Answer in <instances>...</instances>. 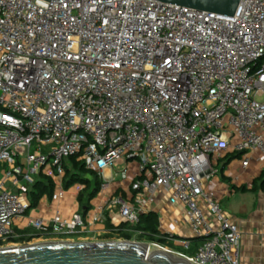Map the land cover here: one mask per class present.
<instances>
[{
    "label": "built area",
    "instance_id": "1",
    "mask_svg": "<svg viewBox=\"0 0 264 264\" xmlns=\"http://www.w3.org/2000/svg\"><path fill=\"white\" fill-rule=\"evenodd\" d=\"M229 149L244 168L264 158V0H241L234 16L162 0H0V248L34 243L14 222L41 175L60 200L77 156L101 192L116 187L92 211L32 217L45 241L108 221L104 239L138 237L165 194L203 241L192 254L152 245L191 264H242L240 227L205 188Z\"/></svg>",
    "mask_w": 264,
    "mask_h": 264
},
{
    "label": "crops",
    "instance_id": "2",
    "mask_svg": "<svg viewBox=\"0 0 264 264\" xmlns=\"http://www.w3.org/2000/svg\"><path fill=\"white\" fill-rule=\"evenodd\" d=\"M242 156V154L234 152L232 149L223 152V157L214 162L215 172L205 183V188L215 193L225 213L240 227L242 233L240 240L242 264H264V158L258 153L252 159L251 165L244 168L241 162ZM6 169H8V163L0 162V181L3 179ZM73 186L66 188L58 201H54L52 195H44L25 217L15 220L14 230L21 237L20 240L32 239L34 243L45 241L30 225L32 217H43L49 220L58 210L64 215L71 214L75 209H79L81 212L84 211L78 198L79 193L84 188L80 190L77 185L73 189ZM115 187L116 185L112 186L108 193L99 191L92 200V207L89 211H92L96 204L107 202ZM243 187L248 190L243 191ZM253 187L256 190L253 191ZM117 193L129 195V192L127 190L123 191V189H119ZM134 200L135 198L132 199V201ZM150 210L157 216L158 229L162 238L172 232L178 240H181L177 243L166 241L163 244H167L173 249H175L173 246H178V248L186 250L181 242L184 244L189 243L193 250H196L197 247L194 245L197 242L193 241L181 206L171 205L168 202L167 195L163 194L159 197V200L152 202ZM112 215L111 217L116 223L121 222L118 215ZM112 227L113 223L111 221L96 223L85 234V237H80L78 240L99 241L104 237L113 236V234H103ZM121 227H127V224H123ZM100 233H102V236L99 235ZM137 239H139V236ZM184 250L177 249V251L190 254L189 251Z\"/></svg>",
    "mask_w": 264,
    "mask_h": 264
},
{
    "label": "water",
    "instance_id": "3",
    "mask_svg": "<svg viewBox=\"0 0 264 264\" xmlns=\"http://www.w3.org/2000/svg\"><path fill=\"white\" fill-rule=\"evenodd\" d=\"M234 16L241 0H162ZM134 240H47L0 248V264H191L181 254Z\"/></svg>",
    "mask_w": 264,
    "mask_h": 264
},
{
    "label": "trees",
    "instance_id": "4",
    "mask_svg": "<svg viewBox=\"0 0 264 264\" xmlns=\"http://www.w3.org/2000/svg\"><path fill=\"white\" fill-rule=\"evenodd\" d=\"M68 163L69 164L65 166L66 174L64 177V185L66 188L73 186L77 182L85 185L84 189L79 193L78 198L84 209L83 213H86L92 207V200L100 191L101 180L96 172L87 170L83 161L78 159L77 156L70 157ZM242 189L243 191L248 190L246 187H243ZM252 190L254 191L256 188L253 187ZM53 191L54 182L52 178L41 175L30 191L32 207L36 206L44 195L51 196ZM158 225V219L155 213L150 212L149 214L141 215L140 223L136 226V229L143 231V234L139 236V240L165 243L166 238L161 237ZM120 236L129 240L134 237L131 232L125 231H122ZM193 241L197 243L199 242L200 244L203 240L201 238H193ZM197 243L194 246L198 247L199 244ZM185 251H189L190 254L195 252L191 246Z\"/></svg>",
    "mask_w": 264,
    "mask_h": 264
},
{
    "label": "rangeland",
    "instance_id": "5",
    "mask_svg": "<svg viewBox=\"0 0 264 264\" xmlns=\"http://www.w3.org/2000/svg\"><path fill=\"white\" fill-rule=\"evenodd\" d=\"M79 184V182H77L76 184H75V186H73L72 188L73 189H75L76 187H77V185ZM113 239H115V240H121V238L119 239V237H116V236H114L113 238H111V239H102V240H113ZM100 240V239H99ZM123 240V239H122ZM133 240L134 241H146V240H139V239H137V237L136 238H133ZM40 242H42V241H40ZM12 243H16V242H12ZM12 243L11 242H5L4 244H2L3 246H8V245H12ZM155 243H158V242H155ZM165 245H167V244H165ZM153 247H158V246H156V245H152ZM152 247V248H153ZM176 250L177 249H181V250H184L183 248H178V246H173ZM154 249H157V248H154ZM185 251V250H184Z\"/></svg>",
    "mask_w": 264,
    "mask_h": 264
},
{
    "label": "bare ground",
    "instance_id": "6",
    "mask_svg": "<svg viewBox=\"0 0 264 264\" xmlns=\"http://www.w3.org/2000/svg\"><path fill=\"white\" fill-rule=\"evenodd\" d=\"M153 247V246H152ZM154 248H159V247H153L152 249H151V252L153 251V250H155Z\"/></svg>",
    "mask_w": 264,
    "mask_h": 264
}]
</instances>
